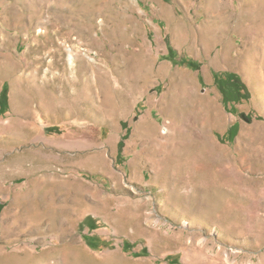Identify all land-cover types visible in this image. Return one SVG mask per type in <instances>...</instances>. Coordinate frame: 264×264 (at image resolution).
<instances>
[{"label": "rangeland", "instance_id": "1", "mask_svg": "<svg viewBox=\"0 0 264 264\" xmlns=\"http://www.w3.org/2000/svg\"><path fill=\"white\" fill-rule=\"evenodd\" d=\"M4 84L0 264H264V0H0Z\"/></svg>", "mask_w": 264, "mask_h": 264}, {"label": "trees", "instance_id": "2", "mask_svg": "<svg viewBox=\"0 0 264 264\" xmlns=\"http://www.w3.org/2000/svg\"><path fill=\"white\" fill-rule=\"evenodd\" d=\"M176 57H177L176 51L171 46H168L167 59H169L172 62H176ZM181 62L192 70H198L201 65L200 62H198L197 60L190 58H183ZM214 83L222 95V100L225 107L229 109V111L231 112L238 113L235 104L243 100H246L250 97L248 87L246 86L245 82L242 80L241 76L236 72L233 71L216 72L214 74ZM7 110H8V95L6 91V86L4 84L0 92V114L1 115L4 114ZM236 132H237V126L236 124H234L228 129L229 138H233L236 135ZM120 145H122V142H120ZM3 207H4V203L0 201V214ZM86 222L89 224L90 229L96 228L95 223L92 222L91 216L88 215L85 216V218L81 221L80 226L86 224ZM83 239L86 242V244L93 250H98L100 246L107 247V244H103L100 238L96 235L84 234ZM123 249L125 251L129 250L130 244L124 243ZM135 255L136 256L147 255V250L142 249L140 252L135 253ZM171 257L172 256H167L166 259L169 260V262H171L172 259Z\"/></svg>", "mask_w": 264, "mask_h": 264}, {"label": "bare ground", "instance_id": "3", "mask_svg": "<svg viewBox=\"0 0 264 264\" xmlns=\"http://www.w3.org/2000/svg\"><path fill=\"white\" fill-rule=\"evenodd\" d=\"M69 58H70V61H71L72 57H69ZM70 63H72V61ZM91 208L98 209V206H97V204L93 203V205H91Z\"/></svg>", "mask_w": 264, "mask_h": 264}]
</instances>
